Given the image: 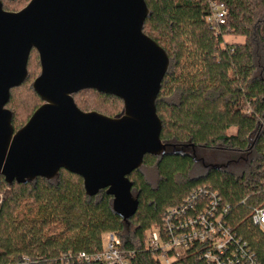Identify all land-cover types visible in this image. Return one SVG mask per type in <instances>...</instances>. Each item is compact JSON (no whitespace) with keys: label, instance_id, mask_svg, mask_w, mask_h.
<instances>
[{"label":"trees","instance_id":"obj_1","mask_svg":"<svg viewBox=\"0 0 264 264\" xmlns=\"http://www.w3.org/2000/svg\"><path fill=\"white\" fill-rule=\"evenodd\" d=\"M20 1L3 0V9L18 12L25 7ZM211 1L144 0L143 33L169 59L155 101L167 152L144 156L142 166L129 175L138 200L134 216L124 222L105 191L87 197L81 178L64 170L53 180L26 184L8 185L0 176V264L22 257L32 264H101L79 263L76 257L101 252L108 233L119 238L130 264H162L158 252L146 246L147 233L199 188L229 205L226 224L264 264V232L251 220L264 207V0H217L226 18L214 26L206 21ZM229 37L243 41L227 42ZM15 89L6 108L17 131L31 116L15 128L8 108ZM85 91L122 104L113 96ZM197 167L202 173L192 175ZM145 169L156 176L154 186ZM203 250L204 245H194L168 264H208Z\"/></svg>","mask_w":264,"mask_h":264},{"label":"water","instance_id":"obj_2","mask_svg":"<svg viewBox=\"0 0 264 264\" xmlns=\"http://www.w3.org/2000/svg\"><path fill=\"white\" fill-rule=\"evenodd\" d=\"M2 1L0 176L26 184L64 170L81 178L87 197L105 191L128 222L138 208L129 175L144 156L167 152L155 101L169 59L143 33L144 0H30L18 12ZM32 50L40 65L32 90L42 105L14 131L6 105L27 79ZM85 90L119 99L122 114L81 111L72 96Z\"/></svg>","mask_w":264,"mask_h":264},{"label":"built area","instance_id":"obj_3","mask_svg":"<svg viewBox=\"0 0 264 264\" xmlns=\"http://www.w3.org/2000/svg\"><path fill=\"white\" fill-rule=\"evenodd\" d=\"M209 10L206 21L212 26L223 25L226 18L224 4L213 0L209 4ZM229 210V205L216 193L205 188L194 190L178 206L165 213L159 227L148 231L146 246L158 252L157 257L162 264H168L171 258L194 245H204L201 256L208 264H259L247 244L226 224L225 217ZM251 220L264 232V207L255 210ZM104 238L101 252L79 254L76 261L130 264L129 254L120 249L119 238L112 233L105 234ZM7 264L32 262L22 257Z\"/></svg>","mask_w":264,"mask_h":264},{"label":"rangeland","instance_id":"obj_4","mask_svg":"<svg viewBox=\"0 0 264 264\" xmlns=\"http://www.w3.org/2000/svg\"><path fill=\"white\" fill-rule=\"evenodd\" d=\"M19 6H26L25 0H21ZM227 42H242L241 38H226ZM29 79L20 87L16 88L13 92V97L8 108L13 111L15 117V128H19L24 124L27 119L33 114V112L41 106L42 101L32 90L33 81L40 74V66L38 61V55L36 52H32L28 63ZM74 101L82 111L97 112L102 115L112 116L122 111L123 105L110 99H103L92 91H84L74 96ZM208 162V161H207ZM147 176V180L152 186L156 183V176L151 170H144ZM202 173V168L197 167L192 175ZM2 201V195L0 194V204ZM103 242L105 238L103 237Z\"/></svg>","mask_w":264,"mask_h":264}]
</instances>
